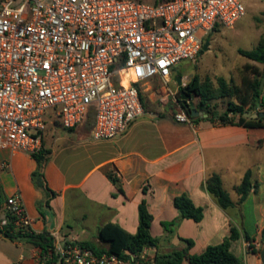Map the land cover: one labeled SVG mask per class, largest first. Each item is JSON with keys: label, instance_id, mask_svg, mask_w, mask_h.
I'll list each match as a JSON object with an SVG mask.
<instances>
[{"label": "crops", "instance_id": "1", "mask_svg": "<svg viewBox=\"0 0 264 264\" xmlns=\"http://www.w3.org/2000/svg\"><path fill=\"white\" fill-rule=\"evenodd\" d=\"M170 81L162 83V88L169 90ZM151 82L142 87L148 85L150 90ZM142 87L140 93L145 100L153 101L154 92L145 96ZM261 92L264 95V82ZM146 108L122 133L102 141L92 140L93 121L89 119L74 129H64L53 121L42 138V147L50 151L42 168L43 179L55 193L47 205L43 187L31 179L37 167L35 160L23 152L0 149V220L5 214L7 197L18 193L33 233L47 232L53 245L91 242L106 249L98 239L99 229L112 223L134 234L138 227V205L145 201L152 216L150 234L160 241L158 247L146 248L124 264H152L158 252L185 248L184 239L193 241L188 253L199 254L208 245L220 244L232 227L239 232V238L231 242L230 252L243 264H261L264 128L221 125L206 120L203 110L206 116L199 120L178 122L175 114L185 112L180 106L181 110L173 113L164 106L160 111ZM247 171L253 188L239 204L234 187ZM107 173L119 179L121 191L108 180ZM212 174L219 176L228 194V189L232 192L233 195L229 194L232 207L221 209L204 190V181ZM181 194L203 208L200 222L178 219L172 201ZM247 207L257 212L248 211ZM162 223H167V228ZM42 262L40 249L32 240H10L1 233L0 264Z\"/></svg>", "mask_w": 264, "mask_h": 264}, {"label": "built area", "instance_id": "2", "mask_svg": "<svg viewBox=\"0 0 264 264\" xmlns=\"http://www.w3.org/2000/svg\"><path fill=\"white\" fill-rule=\"evenodd\" d=\"M244 15L238 0H0V149L39 151L49 108L64 129L94 110L92 140L114 138L143 114V84L169 83L173 69L202 50L204 36L233 28ZM175 119L190 122L183 111ZM4 212L1 233L7 215L32 232L18 193L7 197ZM47 259L124 264L71 242L56 243Z\"/></svg>", "mask_w": 264, "mask_h": 264}, {"label": "trees", "instance_id": "3", "mask_svg": "<svg viewBox=\"0 0 264 264\" xmlns=\"http://www.w3.org/2000/svg\"><path fill=\"white\" fill-rule=\"evenodd\" d=\"M201 52V51H200ZM199 52V53H200ZM238 53L244 58L262 65L259 68L256 65L246 64L245 70L252 72L253 80L248 84V87L243 95L238 96L237 102H228L226 110L222 114L216 111L209 112V102L227 98L233 92V86L228 85L224 79H217V87L213 88L205 83L200 82L199 77L194 75L193 78L186 84L185 87H179L180 92L186 89L188 100L193 97H198L197 107L206 112V120L216 122L221 125H238L246 128H264V110H257L256 108L264 106V95L259 90L261 80L264 79V33L257 46L252 50L239 49ZM236 93L239 90L234 87ZM234 91V92H235ZM139 98L143 108H146V100L140 93ZM178 105L190 117L188 110L183 105L182 101L177 100ZM247 111L255 112L256 114L263 113L262 117L256 119L243 117ZM192 121L199 120V117L190 118ZM50 151L41 146L40 150L30 155L36 162L37 167L31 174L32 182L35 185L43 187L46 193L47 205L49 200L55 196V193L48 189L43 179L42 168L49 159ZM108 180L115 185L120 191L119 179L112 173L106 174ZM250 171H247L240 184L234 187V191L238 195V203H243L253 185L250 181ZM204 190L208 193L221 209H227L234 204L230 200L229 194L222 188L221 181L218 175H210L203 184ZM1 193V186H0ZM173 206L178 212V219H189L194 222H200L203 218V208L195 206L192 200L185 194L174 197ZM8 223L5 226L2 235L10 240L29 239L33 244L40 249L43 264H50L47 259L49 252L54 251L53 238L47 233L42 232L35 234L33 232H25L13 225L14 218L7 215ZM152 216L149 213L145 201H141L138 205V227L134 234H129L119 226L107 223L103 225L98 232V239L100 243L106 245L105 248H99L91 242H71L81 247L91 249L94 253L100 255L102 253L112 254L117 256L124 262L131 260V255L138 256L146 248H156L160 241L159 238L153 237L150 234V225ZM162 226H168L167 223H162ZM239 238V232L236 228L230 229V234L218 245H208L202 252L196 255H190L188 250L193 246V241L184 239L186 247L181 250H172L169 253H156L152 260V264H243L242 260L230 252L231 242ZM245 240H249L247 235H244ZM262 242H264V229L262 230ZM53 255V254H52Z\"/></svg>", "mask_w": 264, "mask_h": 264}, {"label": "rangeland", "instance_id": "4", "mask_svg": "<svg viewBox=\"0 0 264 264\" xmlns=\"http://www.w3.org/2000/svg\"><path fill=\"white\" fill-rule=\"evenodd\" d=\"M142 4H159L164 0H131ZM245 9V15L238 20L233 28H220L218 31L211 32L203 37V44L208 42L207 50L201 52L192 61H185L178 64L171 74V81L168 89L162 88V82L154 79L150 83V90L148 85H144V95L148 96L149 92H154L153 101H146L147 108H155L160 111L164 106L169 112L181 110L177 106L179 98V87L176 84L177 77H182V86L193 78L194 75L199 77L200 82L205 83L213 88L217 87V79L222 78L224 81L233 86V92L227 98L213 100L209 102V112L216 111L217 115L222 114L227 107L228 102H237L238 96L243 95L248 84L253 80L252 72L245 70L246 64L256 65L262 68V65L252 62L238 53L239 49L252 50L257 46L264 33V0H238ZM201 36V33L197 34ZM202 44V46H203ZM234 87L239 90L237 94ZM235 91V92H234ZM198 97H193L192 103L197 107ZM163 101L164 103H162ZM264 110V106L260 107ZM93 109V108H92ZM56 109L49 108L44 113L45 129L43 134L47 132L52 122L57 120L54 115ZM94 110L89 114V121L94 118ZM257 111V110H256ZM255 113V112H252ZM55 123V122H54ZM56 124V123H55ZM61 133L62 128L58 127ZM228 189V185H226ZM229 194L233 195L230 189ZM254 209V208H253ZM251 207H247L248 211L255 212ZM257 212V211H256ZM251 257V255H250Z\"/></svg>", "mask_w": 264, "mask_h": 264}, {"label": "water", "instance_id": "5", "mask_svg": "<svg viewBox=\"0 0 264 264\" xmlns=\"http://www.w3.org/2000/svg\"><path fill=\"white\" fill-rule=\"evenodd\" d=\"M207 48H208V42H205L202 46V50H207ZM263 82H264V79L261 80L260 87H259L260 91H262ZM176 84L178 87L182 86L181 77H177ZM180 96H181V101L183 105H185V108L188 110L190 118L206 116V114L202 110L195 108L193 103L190 100H188L187 95H186V89L180 92ZM262 116H263V113L256 114L250 111H247L246 113L243 114V117L251 118V119H256L257 117H262ZM0 235H1V231H0ZM259 259H260V263L264 264V246L262 247V250L259 253Z\"/></svg>", "mask_w": 264, "mask_h": 264}, {"label": "bare ground", "instance_id": "6", "mask_svg": "<svg viewBox=\"0 0 264 264\" xmlns=\"http://www.w3.org/2000/svg\"><path fill=\"white\" fill-rule=\"evenodd\" d=\"M122 83H123L124 85H126V77H123V78H122Z\"/></svg>", "mask_w": 264, "mask_h": 264}]
</instances>
